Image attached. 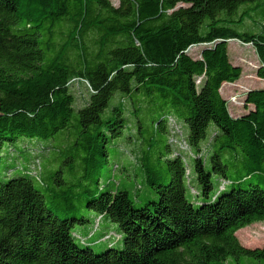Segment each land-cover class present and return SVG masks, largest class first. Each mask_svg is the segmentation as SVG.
Returning a JSON list of instances; mask_svg holds the SVG:
<instances>
[{
  "label": "trees",
  "instance_id": "1",
  "mask_svg": "<svg viewBox=\"0 0 264 264\" xmlns=\"http://www.w3.org/2000/svg\"><path fill=\"white\" fill-rule=\"evenodd\" d=\"M230 40L254 46L264 79V0H0V163L5 142L27 140L52 148L59 164L38 159L39 175L21 168L0 178V264L264 261V246L237 237L264 221V88L247 93L248 112L231 114L221 88L243 70L230 61ZM195 45H205L196 58ZM77 80L90 90L82 108L70 89ZM173 113L188 127L189 150L170 143ZM163 136L167 151L157 149ZM131 138L146 144L151 189L134 198L124 178L102 183L105 168L118 167L115 142ZM214 178L231 188L209 199ZM83 209L116 224L123 247L95 253L79 240Z\"/></svg>",
  "mask_w": 264,
  "mask_h": 264
},
{
  "label": "rangeland",
  "instance_id": "2",
  "mask_svg": "<svg viewBox=\"0 0 264 264\" xmlns=\"http://www.w3.org/2000/svg\"><path fill=\"white\" fill-rule=\"evenodd\" d=\"M115 6L120 4V0H111ZM246 29L254 28L251 21H247ZM205 45H195L189 49V54L193 57H199L201 54L202 49ZM229 47V57L230 61L237 66H240L243 70L240 79L234 83L226 84L223 87L224 96L227 97L229 102L230 112L233 116H241L242 114L249 111L252 106L245 105V99L247 93L252 89H262L264 88V79H261L257 76V70L261 66L260 59L258 54L252 44H245L238 40H230L228 42ZM71 92L74 94L75 97V106L76 108L84 107L90 96V90L88 88V84L81 80L75 81L71 84ZM120 98V97H119ZM119 98L115 100V103L119 101ZM114 101V99H113ZM127 107L129 108V103H126ZM144 115V114H143ZM174 120L170 121L168 126L170 130H175V128L179 129L176 135H182L188 133V127L184 124L183 119L179 118L180 116L177 114H172ZM180 119V121L176 119ZM150 120V118L148 119ZM131 129L133 130L131 135L137 136V130L135 127L134 119L132 121ZM216 127L211 124L209 128V137L212 136ZM129 133V131H127ZM172 133V132H171ZM173 135V134H172ZM158 139V137H157ZM175 139L176 137H171L170 143L176 144ZM179 140L181 138H178ZM134 139L129 140H118L114 144L115 150H113L110 162H114L113 160L117 156V165H114L115 174L111 173V170L105 168L102 183L104 186L107 185L108 180L111 178L115 181H120L121 178H124L127 183L130 185L129 191L131 192V196L135 197V190L138 189L139 195H147L151 192L149 187L144 186L143 180L145 175L142 174L143 170L141 167L140 160L145 153L146 144L142 142V140L135 141ZM205 143V142H204ZM45 145L47 144H54L56 146L59 143L56 141H49L44 142ZM36 145V144H35ZM33 145L32 143L25 141H14V142H5L4 149L2 154V162L0 163V178L3 181H8L12 177L20 174L21 168H24L27 171L32 170L33 175H39V167L36 160L39 159L41 164L44 167V164L53 165L52 167L57 168L59 164H55L56 159V152L52 148L42 147L41 143L37 146ZM157 149L167 151L166 145V137H160L159 140L156 142ZM208 149V144L206 145ZM171 149L173 150L172 146ZM178 149V148H177ZM206 149V151H207ZM178 151V150H176ZM176 151H173L176 152ZM204 152V154L206 153ZM160 152V151H158ZM183 154H185L183 152ZM174 155V154H173ZM40 156V157H39ZM196 156V154H195ZM36 158V159H35ZM188 168L190 170V185L194 187L200 193V186L196 180V174L193 168V155L189 157ZM35 159V160H34ZM119 166L121 170H119ZM122 175V176H120ZM66 177V175H65ZM230 178L232 181L237 180L238 176L235 173L230 174ZM231 181V182H232ZM164 182L168 184L170 182L169 176H165ZM214 189L210 193V198H213L219 191L220 182L214 178ZM37 187L43 191L45 194H48V190L42 188L39 184ZM231 188V184L226 185L225 190H229ZM154 196V194H151ZM187 197L189 200L195 202L196 200L200 199V196L197 197L191 191V187L187 186ZM84 214L88 217L89 221L85 223H81L76 221L74 225V233L80 235L81 237L86 238L87 244L93 249L95 253H101L104 250H107L111 243L115 241V238L110 240H103L102 237L110 232L119 233V229L116 224L108 221L106 218L99 216L97 213L83 209L79 211V214ZM100 217V219H99ZM93 233V234H92ZM237 237L239 238L241 244L247 248L256 249L262 248L264 246V221L256 222L252 225L247 226L237 232ZM115 248H122L123 247V240L116 241L112 245ZM213 264H264V261H258L250 257H242L241 260L236 261L234 258H229L227 261L215 262Z\"/></svg>",
  "mask_w": 264,
  "mask_h": 264
},
{
  "label": "built area",
  "instance_id": "3",
  "mask_svg": "<svg viewBox=\"0 0 264 264\" xmlns=\"http://www.w3.org/2000/svg\"><path fill=\"white\" fill-rule=\"evenodd\" d=\"M78 81V80H77ZM177 131H173V135L172 137H176L177 139H175L176 145L178 146V148L184 149V150H189V146L186 144V142L184 141V138L182 137V135H176ZM178 138H181L180 140Z\"/></svg>",
  "mask_w": 264,
  "mask_h": 264
},
{
  "label": "crops",
  "instance_id": "4",
  "mask_svg": "<svg viewBox=\"0 0 264 264\" xmlns=\"http://www.w3.org/2000/svg\"><path fill=\"white\" fill-rule=\"evenodd\" d=\"M226 84H231V83H224V84H223V86H222V88H221V92H222L223 96H224V93H223L222 90H223L224 85H226ZM224 97H225V96H224ZM225 98L227 99V97H225Z\"/></svg>",
  "mask_w": 264,
  "mask_h": 264
}]
</instances>
